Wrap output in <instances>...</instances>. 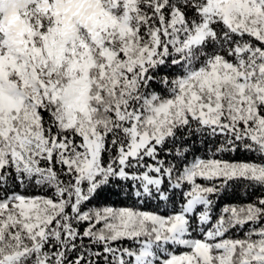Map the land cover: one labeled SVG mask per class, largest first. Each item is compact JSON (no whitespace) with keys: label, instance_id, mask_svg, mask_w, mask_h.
Instances as JSON below:
<instances>
[{"label":"snow or ice","instance_id":"obj_1","mask_svg":"<svg viewBox=\"0 0 264 264\" xmlns=\"http://www.w3.org/2000/svg\"><path fill=\"white\" fill-rule=\"evenodd\" d=\"M0 264H264V0H0Z\"/></svg>","mask_w":264,"mask_h":264},{"label":"trees","instance_id":"obj_2","mask_svg":"<svg viewBox=\"0 0 264 264\" xmlns=\"http://www.w3.org/2000/svg\"><path fill=\"white\" fill-rule=\"evenodd\" d=\"M237 198H243V194L242 193L238 194Z\"/></svg>","mask_w":264,"mask_h":264}]
</instances>
